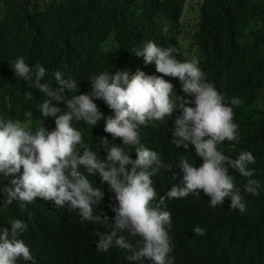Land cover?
I'll list each match as a JSON object with an SVG mask.
<instances>
[{"label":"trees","instance_id":"16d2710c","mask_svg":"<svg viewBox=\"0 0 264 264\" xmlns=\"http://www.w3.org/2000/svg\"><path fill=\"white\" fill-rule=\"evenodd\" d=\"M186 7V0H0V118L19 120L33 131L42 124L49 131L55 127L54 118L45 119L36 109L35 105L46 99L44 94L31 81L16 78L10 69L17 57H23L33 70L37 64L43 66L46 75L40 83L53 88L57 87L55 71H61L64 79L77 80V95L89 93L90 77L105 71L132 75L139 69L146 75L160 76L154 63L145 64L143 57L135 55L148 41L175 48L176 58L187 60L179 42ZM197 7L191 34L197 48L195 59L206 82L215 86L226 104L233 97L241 100L240 105L232 106L239 141H226L218 149L232 158L241 150L252 152L256 160L248 167L255 170L252 179L261 187L259 196L245 194L244 213L229 209L230 198L210 208L202 191L166 201L164 210L171 213L170 258L173 264H264V107L257 106V100L264 96V0H199ZM164 79L175 86L177 95L192 99L182 92L178 79ZM29 92L31 97L26 95ZM73 95L66 92L68 98ZM94 103L103 118L93 126L83 120L73 122V126L81 133L84 145L104 160L100 138L107 137L109 145L120 146L121 141L103 131L104 119L114 115L112 110L100 99ZM56 106L65 108L62 102ZM177 115L179 112H174L171 118L154 122L155 126L150 122L138 127L141 144L156 151L163 163L173 165L171 170L162 168L151 177L158 194L154 204L182 177L175 167L180 157L195 167L202 163L193 146L185 150L170 142L169 129ZM125 151L129 149L125 147ZM129 155L136 158L134 151ZM175 171L179 173L177 181L171 179ZM20 174L22 169L7 180L0 176V187ZM229 174L242 191L246 178L232 169ZM89 179L105 193L101 205L94 206V214L103 211L110 224L115 216L114 194L107 184L100 183L98 174ZM3 199L0 194V227L10 230L14 219L26 223L27 230L20 238L29 246L35 264H129L125 259L128 253L118 247L107 253L96 250L98 237L94 233L110 230L104 224L81 222L77 212L67 206L58 207L40 198L24 207L16 201L6 205ZM196 226L205 229V235H196ZM128 239L135 243L134 238ZM145 264L152 262L146 260Z\"/></svg>","mask_w":264,"mask_h":264},{"label":"clouds","instance_id":"9594fccd","mask_svg":"<svg viewBox=\"0 0 264 264\" xmlns=\"http://www.w3.org/2000/svg\"><path fill=\"white\" fill-rule=\"evenodd\" d=\"M167 31L164 27L163 32ZM174 53H177L175 48L148 41L135 55L143 57L145 64L154 63L160 76L146 75L139 69L132 75L127 71H105L90 77L91 91L79 95L76 94L78 81L64 79L61 71L53 73L57 86L53 88L46 82L40 83L46 75L43 66L37 64L33 70L23 57L14 59L10 69L16 78L31 81L44 94L46 99L35 106L45 119L54 118L55 127L49 131L42 124L33 131L19 120L0 118V176L7 180L22 169L18 178L0 187L3 203L11 205L16 201L24 207L40 198L58 207L67 206L69 211L77 212L81 222L108 227V232L94 233L98 237L96 250L107 253L118 247L128 253L125 259L129 264H145L146 260L152 264H173L168 235L171 213L164 210L168 200L200 195L202 191L209 198L210 208L223 205L230 198L229 209L244 213L245 194H260L259 181L252 179L255 170L248 167L256 158L246 150L232 158L218 149L226 141H239V126L234 122L232 106L240 105L241 100L233 97L226 104L215 86L206 82L198 60L181 61ZM164 77L178 79L182 92L192 99L177 95L175 86ZM67 91L75 95L68 98ZM26 95L32 96L30 92ZM95 99L102 100L114 113L104 119L103 131L113 140L121 141L120 146L109 145L107 137L100 138L106 152L104 160L84 145L81 133L73 126V122L81 120L93 126L103 118ZM61 102L65 105L63 109L56 106ZM174 112L179 115L169 129L170 142L185 150L193 146L195 156L202 163L195 167L186 157H180L175 167L182 177L154 204L158 194L151 177L162 168L171 170L173 165L163 163L156 151L141 144L138 127L150 122L155 126L154 122H163ZM130 151L135 152L134 160ZM230 169L246 178L242 191L229 174ZM95 174L114 194L115 216L110 224L103 211L94 214V206L101 205L105 195L89 179ZM178 176L175 171L171 179L177 181ZM10 225V230L0 227V264H18V261L35 264L29 246L20 238L27 230L26 223L14 219ZM193 232L205 235V229L200 226ZM128 237L134 238L135 243Z\"/></svg>","mask_w":264,"mask_h":264},{"label":"rangeland","instance_id":"374dc122","mask_svg":"<svg viewBox=\"0 0 264 264\" xmlns=\"http://www.w3.org/2000/svg\"><path fill=\"white\" fill-rule=\"evenodd\" d=\"M198 1L199 0H186L187 7L182 17L183 34L180 37V46L182 52L188 61H191L197 56V48L191 41V34L195 30V24L198 16ZM258 107H264V96L257 100Z\"/></svg>","mask_w":264,"mask_h":264}]
</instances>
